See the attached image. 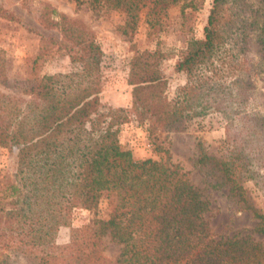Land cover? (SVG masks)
Listing matches in <instances>:
<instances>
[{
	"label": "trees",
	"instance_id": "16d2710c",
	"mask_svg": "<svg viewBox=\"0 0 264 264\" xmlns=\"http://www.w3.org/2000/svg\"><path fill=\"white\" fill-rule=\"evenodd\" d=\"M175 3L180 0H154ZM93 10L117 8L133 30L144 0H75ZM213 0L203 37L187 42L176 64L186 81L173 99L165 90L164 53L144 50L129 62V108L104 107L101 92L103 50L78 18L52 9L42 22L59 31L60 48L73 70L43 75L25 96L0 94V146L14 149V181L6 190L11 206L0 205V248L28 264H264V243L250 235L215 238L204 214L209 203L170 156L136 160L118 139L130 114L146 125L149 137L183 128L186 119L217 105L249 98L254 69L264 72V3ZM184 0L183 8L193 7ZM261 54L249 56L252 37ZM257 67V68H256ZM228 104V103H227ZM257 127L264 115H253ZM158 148V146L156 145ZM167 152V151H166ZM212 161L244 201L231 160L200 151L197 162ZM114 192L110 213L95 214L101 195ZM76 209L93 212L78 226ZM255 233L264 241V214L252 209ZM70 227L58 246L56 233ZM119 245L111 257L105 240ZM0 264H7L0 260Z\"/></svg>",
	"mask_w": 264,
	"mask_h": 264
},
{
	"label": "rangeland",
	"instance_id": "374dc122",
	"mask_svg": "<svg viewBox=\"0 0 264 264\" xmlns=\"http://www.w3.org/2000/svg\"><path fill=\"white\" fill-rule=\"evenodd\" d=\"M212 2L193 0V7L183 8L184 0L175 3L144 0L137 12L135 28L126 27L124 33L126 14L117 8L93 10L75 0H0V94L25 96L43 75L74 69L76 64L60 48L59 31L41 20L42 12L56 17L50 13L54 9L67 17L81 19L102 48L99 98L104 107H130L129 62L144 50L164 53L165 94L169 100L173 99L176 88L186 81L185 74L176 70L177 61L189 40L203 37ZM263 3L264 0H253L250 8L255 10ZM250 44L249 56L257 60L261 50L254 36ZM251 77L252 88L244 102H223L217 105L218 110L209 108L186 119L183 128L161 130L153 137H149L146 125L130 114L119 126L118 139L136 160L170 156L172 162L179 164L209 203L204 217L215 238L248 234L264 243L254 231L258 220L252 214V209L264 214V125L260 128L252 121L253 115H264V72L261 68L254 69ZM200 151L236 164V179L242 186L244 201L230 192V183L214 162H197ZM14 153V149L0 146V205L5 207L11 206L6 187L14 181ZM114 198V192L103 193L95 214L107 217ZM92 216V211L76 209L71 224L78 226ZM69 233L70 227H59L58 246L68 243ZM105 245L107 255L113 257L118 253L119 245L108 239ZM0 260L7 264H28L3 248Z\"/></svg>",
	"mask_w": 264,
	"mask_h": 264
}]
</instances>
